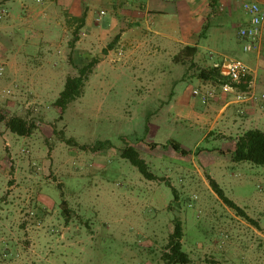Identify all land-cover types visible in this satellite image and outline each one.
I'll list each match as a JSON object with an SVG mask.
<instances>
[{"label":"rangeland","instance_id":"1","mask_svg":"<svg viewBox=\"0 0 264 264\" xmlns=\"http://www.w3.org/2000/svg\"><path fill=\"white\" fill-rule=\"evenodd\" d=\"M183 1L168 3V9L187 15L180 7ZM107 9L98 3L94 11ZM211 15L208 24L223 27L213 60H252L255 51L244 52L234 19L219 9ZM109 17L108 12L104 18ZM71 29L67 37H52L53 54L45 64L49 79L37 89L7 78L12 49L0 47L5 66L0 90L12 91L0 108L37 126L32 135L19 137L0 125V264H166L162 256L175 219L183 224V251L191 264H264V166L235 163L230 152L235 136L252 126L244 124L236 133L222 131L219 122L212 127L224 105L232 102L230 112L237 104L235 95L223 91L228 96L218 100L220 92L211 90L215 98L198 103L197 121L176 117L169 112L175 84L166 79L185 75L176 89L186 88L190 98L203 100L192 91L205 66L189 69L160 58L152 72L123 71L117 41L104 73H92L82 97L62 113L55 104L66 78L78 76V68L99 58L115 39L93 44V59L81 57L70 46ZM3 37L9 45L10 36ZM32 41L40 42V48L24 50L32 55L29 61H39L47 48ZM160 75L166 78L163 83L146 86V80ZM170 141L188 155H178ZM99 143V150L93 149ZM127 147L140 151L156 180L145 179L121 157ZM210 178L258 225L226 206ZM63 200L71 210L68 222Z\"/></svg>","mask_w":264,"mask_h":264},{"label":"crops","instance_id":"2","mask_svg":"<svg viewBox=\"0 0 264 264\" xmlns=\"http://www.w3.org/2000/svg\"><path fill=\"white\" fill-rule=\"evenodd\" d=\"M177 1L179 0H41V2L36 1L41 5L38 6L40 8H37V5L29 0H0V47L4 46L5 49L9 47L12 49L11 55L8 56L9 60L7 59V78L14 81L24 80L25 86L31 90L37 89L38 84L42 85L44 81H47L49 70H47L45 64L50 62L49 57L53 54L51 51L54 46L52 42L56 40L52 37H60L56 34L67 37L69 31L72 30L71 28L75 27L76 29L77 27L76 22L72 19L85 15V25L82 28L84 31L80 30L84 37L79 34V41L74 47L75 53H78L79 56L93 59V55H95L94 49H92L93 44L96 42L104 44V41L107 43L115 37L119 41L120 49H133L123 51V54L119 56V61L121 60L122 64L121 70L132 71L137 68V72L149 73L152 72L151 68L157 67L162 62V58L169 60V64L170 62L171 64L177 63L189 69L193 67L198 70L201 66H205L204 75L198 76L199 86L197 88L203 94H209L214 92L211 90H217L220 92V98L217 97V99L223 100L228 95L223 93L224 84H221V77L208 74L213 68L219 69L222 74L221 69L217 66L227 61L213 60L212 53L216 52L217 43L222 39L220 35L223 33V27L218 26V24H208V19L212 17L211 12H213L212 2L207 0H185L180 7L187 11V15L182 16L176 14L177 8L168 9V3ZM98 3H106L109 9L97 13L94 10L95 5ZM216 9L226 12L231 21L234 19L235 22L232 24L238 26L237 39H239V30L248 23V17L241 10L239 3L235 4L230 0H219L215 5ZM102 12H105V15L109 12L110 17L104 18L105 15L102 16ZM3 34L10 36V39L8 38L9 45L4 42L6 40ZM33 39L41 41V47L47 48L39 56V61H29V56L32 57V55L24 50L29 45H37L36 48H40V42L35 44L32 41ZM108 46L109 44L105 45L103 52L98 53L99 61L93 70V74L95 72L103 74L106 70L108 59L113 54V49L108 50ZM187 46L196 47V55L192 58L175 60V57L183 54V49ZM150 48H153L154 52L150 51ZM208 65H211V68L206 69ZM247 65L251 69L250 78L254 90L258 94H264V28L260 43L255 50V56ZM161 72L162 75L166 74L165 69H161ZM162 75L158 79L146 80V86L156 88L160 81L163 83L166 79ZM185 79V75L177 79L173 77L166 79L171 84H175V89L171 94L169 112L181 119L186 118L197 121L200 118L198 103L203 101L198 98H195L196 100L190 98L188 95L189 90L186 88L176 89L178 83L185 81ZM197 88L193 90H198ZM230 104L232 102L223 106L220 111L221 114L212 127L217 126V122H219L222 131L236 133L242 129V125L247 124L252 126L247 130L259 129L264 131L263 102L235 104L232 109L230 108V112H227ZM233 110L239 115L240 121H237L231 115ZM222 114H225V116L223 117ZM231 117L233 120H231ZM211 129L213 128H210L209 131ZM242 133L244 132L242 131ZM242 133L235 136V138L237 139ZM209 134L211 132H208L207 135Z\"/></svg>","mask_w":264,"mask_h":264},{"label":"trees","instance_id":"3","mask_svg":"<svg viewBox=\"0 0 264 264\" xmlns=\"http://www.w3.org/2000/svg\"><path fill=\"white\" fill-rule=\"evenodd\" d=\"M219 0H212L211 6L213 11L215 10V5ZM86 16L83 15L80 18H73L72 20L76 22L77 27L74 32V38L70 43L71 48L74 49L75 44L79 41L80 30L85 25ZM206 29V28H205ZM117 40L115 39L108 46V50L114 48ZM183 54L175 57V60H180L181 58H192L197 53L196 47L187 46L183 49ZM98 58L93 59L88 64L78 68V76H68L66 78L64 90L61 92L60 97L56 101V106L61 109L63 113L70 104L77 101L82 97L84 88L89 81L91 74L95 66L98 64ZM203 73V74H202ZM201 75H204L205 72H202ZM208 74H212L215 77H221V84L227 83V78L223 77L219 69H211ZM251 78H247L241 85L240 89L245 90ZM0 125H4L11 133L19 137H27L33 134L36 129V124L29 123L28 120L22 117H9L8 114L0 108ZM100 143L93 147L95 150H99ZM170 145L173 150L182 156L188 155V151L182 148L181 144L175 141H170ZM232 156V161L235 163H250L253 165L264 166V131L259 129H250L242 133L234 142L233 150L230 151ZM121 157L128 160L141 175L150 181L157 179L146 163L142 158L141 153L135 147H127L121 151ZM210 180V185L216 195L222 200V202L234 210L239 216L245 218L247 221L257 226V222L250 218V216L234 201L228 198L224 190L220 185L212 178ZM62 213L66 217L67 222L71 218V210L69 204L66 200L62 202ZM184 229L181 220L175 219L174 221V230L170 235L169 242L166 248V252L163 254L162 258L166 264H191L192 260L188 253L183 251V240Z\"/></svg>","mask_w":264,"mask_h":264},{"label":"built area","instance_id":"4","mask_svg":"<svg viewBox=\"0 0 264 264\" xmlns=\"http://www.w3.org/2000/svg\"><path fill=\"white\" fill-rule=\"evenodd\" d=\"M36 1L41 2V0ZM239 5L248 17V23L239 30L238 38L243 43L244 52L250 53L257 49L262 38L264 28V0H239ZM101 15H105V12H102ZM118 52L119 56L123 54L122 49ZM217 67L221 69L222 75L227 78V83L222 88L223 91L233 93L237 104L264 103V94H258L254 90L252 79L249 81V85L245 90L240 89V85L247 78L251 77V69L245 62L239 59H229ZM4 73L5 66L0 62V77L4 76ZM193 94L194 96L202 95V101L204 103L214 97L212 93L202 94L199 90H194ZM11 95V90H0V102Z\"/></svg>","mask_w":264,"mask_h":264}]
</instances>
